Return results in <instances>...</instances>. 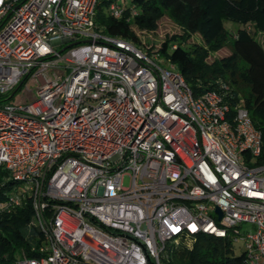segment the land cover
Here are the masks:
<instances>
[{"label":"built area","instance_id":"1","mask_svg":"<svg viewBox=\"0 0 264 264\" xmlns=\"http://www.w3.org/2000/svg\"><path fill=\"white\" fill-rule=\"evenodd\" d=\"M102 1L113 19L137 14L124 0H0V94L37 84L0 108V171L24 185L0 210L28 200L42 237L15 264H159L166 242L199 235L264 264L261 135L241 98L226 84L193 96L167 56L104 35Z\"/></svg>","mask_w":264,"mask_h":264},{"label":"trees","instance_id":"2","mask_svg":"<svg viewBox=\"0 0 264 264\" xmlns=\"http://www.w3.org/2000/svg\"><path fill=\"white\" fill-rule=\"evenodd\" d=\"M123 5L125 9L128 5L134 6L137 14L133 20L113 19L106 11L107 2H100L93 21L101 32L148 52L167 56L193 96L218 91L220 84L228 85L231 102L241 98L253 127L261 135L260 158L264 160V46L254 38L256 33L264 35V27L259 24V20H264V0H251L249 5L247 0H129ZM210 8L219 20L253 24L252 34L248 36L239 29L234 36L222 26L212 33ZM162 17L174 24L178 33L156 40L151 34L156 32L157 22ZM194 35L198 36L199 42L191 40ZM172 46L175 48L171 49ZM224 48L228 49L229 55L207 61ZM23 81L14 88V94ZM12 91L0 94V108L14 96L9 97ZM14 183L7 173L0 171V201L7 197ZM31 215L26 199L10 211L0 210V264H15L22 254L35 256L33 249L41 243L42 237L30 226ZM159 264L245 262L242 253L232 254L227 239L199 235L190 247L183 242L177 245L166 242Z\"/></svg>","mask_w":264,"mask_h":264},{"label":"rangeland","instance_id":"3","mask_svg":"<svg viewBox=\"0 0 264 264\" xmlns=\"http://www.w3.org/2000/svg\"><path fill=\"white\" fill-rule=\"evenodd\" d=\"M118 2L121 0H117ZM251 0H247L248 5L250 4ZM125 3L129 2V0H124ZM209 16L211 17V22H209L210 25V31L214 33L220 26H222L228 33L235 36V33L237 30L242 29L244 34L250 35L252 34L253 30V24H245V25H239V24H233L226 20H219V17L217 14H215L212 9H209ZM259 24L264 27V20H259ZM178 33V28L172 24L167 18L162 17L157 22V28L156 32L151 34V37L153 39L159 40L161 37L169 36L173 34ZM254 38L262 45L264 46V35L256 33L254 34ZM231 39V37H229ZM193 42H199V38L197 35H194L191 39ZM229 55V51L227 48H224L220 50L219 52L215 53L211 57L208 58L207 61H211L213 58H221ZM37 84L31 80L30 78L23 81V84L20 86V89L14 94V96L9 100L8 103L10 104H27L32 102L35 99V90H36ZM241 95V94H240ZM127 178L123 179V185H126ZM24 187L23 183L16 182L12 184L11 190L14 191H20ZM10 190V191H11ZM9 191V192H10ZM32 226V224H30ZM251 228L249 225H245L241 227L240 229H248ZM231 250L233 255H238L242 252V243L240 241L233 242L231 245Z\"/></svg>","mask_w":264,"mask_h":264},{"label":"water","instance_id":"4","mask_svg":"<svg viewBox=\"0 0 264 264\" xmlns=\"http://www.w3.org/2000/svg\"><path fill=\"white\" fill-rule=\"evenodd\" d=\"M15 90H16V89H14V90L12 91V93L10 94L9 97H11V96L14 94Z\"/></svg>","mask_w":264,"mask_h":264}]
</instances>
